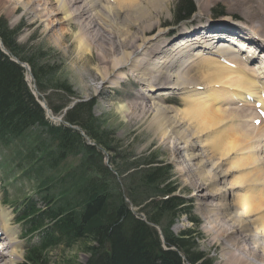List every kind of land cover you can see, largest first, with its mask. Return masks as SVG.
I'll return each instance as SVG.
<instances>
[{
  "label": "rangeland",
  "instance_id": "obj_1",
  "mask_svg": "<svg viewBox=\"0 0 264 264\" xmlns=\"http://www.w3.org/2000/svg\"><path fill=\"white\" fill-rule=\"evenodd\" d=\"M11 1L13 3H10L9 1L6 2L0 0V22H4L7 30L11 32L10 33L11 36L10 35L9 36L14 39V44L16 46H19L20 48L19 56L8 50L4 46L1 39H0V47L3 46L8 50V51L6 50L8 53L4 52L6 55L3 53L5 56L10 55L8 57H10L12 60L21 63V66L25 70V80L27 81V85L29 86V89H31L34 92V89L32 87L34 83L36 91L38 92V94L35 92L36 96L38 95L39 97H43L45 99V103L48 109L51 110V112L58 114L57 116L61 118L60 123L56 122L55 125L51 124L50 126H57L58 124L62 125L64 124L62 122L66 121L68 124H71L73 127H76L74 129L73 128L69 129L70 131L76 130L79 132V134L83 133L84 136L82 135L83 136L82 138L84 142L90 141L92 143H95L94 139L86 134V132L89 130L85 127L86 123L85 124L82 123L83 125H79L75 121L72 124L68 122L66 119V112L68 110H73L74 106H79V104L89 103L91 118L87 126L94 128L96 132L99 133V135L100 134L106 135V139H104L105 140L104 145L106 146L107 150L103 148L105 147L104 145H102L103 147H101L100 145L95 144L96 145L95 148L100 151L102 166L105 167L107 170V172L104 174V179L108 183V189L110 190L109 192L111 196L113 194L114 199H116L118 194H120V197L127 205L128 209L133 213L134 217L138 218L144 224H146L150 233L153 230L158 235V238L163 236L162 233H164V229L166 228H168L169 231L176 237H179L182 232H185L187 234L189 233L187 239L190 242L195 243L196 247L194 248V251L196 250L198 252H201L205 258H208L212 261V264H220L219 262L222 256L221 248L219 245H218L219 247H216V246H209L207 244L209 223L207 220V215H205V210L204 208L200 207V203H199L203 198L200 196L201 192L208 193L207 189H210L213 186V183L210 184L206 182L208 184L204 185L202 190L199 192L200 198L198 202L192 200L190 197L191 191L193 192L195 191L191 189L192 184L193 185L196 184L195 181L199 182L198 180L199 176L198 174L196 175V171L198 170L200 164H198L199 159L197 160L194 158H190L189 157V153H191L190 150L185 149V144L183 143V137H185V134L189 135L190 137L191 135L190 133L194 128L192 126V123L190 124L187 121V119L189 118L186 115L187 112L183 114L182 110L188 107H193L194 105L193 106L191 104L189 105V103L193 102L194 100H190V101L187 100L186 103H184L183 100L180 102V98L183 97V92H181L182 95L175 96V98H179V100L176 103H172L171 101L164 102L159 99L150 100L147 97V100H149L150 103L148 106H146V108L147 107L151 108L153 104L161 105V106L158 105V107L160 108L162 107L166 108L169 106L178 108V112H175L178 120L177 122L174 123L178 124L179 128L182 127L181 129H176V131L179 130V132L183 134V137H179L176 131L172 130L170 127L167 128L166 130L169 132V133L167 132L168 133L167 136L161 137L160 132L159 131L156 132V128L148 127V125H150V121L152 119L157 118V116L162 117L163 115H159V114L157 116L155 114L153 115L154 112L151 110H149L148 113L144 112L143 110H140V108L137 105H135V103L138 104L139 100L141 99H139L137 103V101H135L136 99L133 100L132 98L130 100L129 97L123 96L125 92L127 93L129 91L127 89L128 83L133 80L132 78H134V81L140 80L137 77L135 78L132 69L126 70L125 73H122V76L126 77L125 81H128L126 82L127 85L126 84L118 85L119 81L117 80L119 79L120 74L118 75V78L110 79L108 82H104L100 80V78L95 79L94 73H96L95 72L96 70L94 71V68L96 66L102 67L103 66L102 61L97 59L96 52L94 54L95 59L92 62L89 61L86 62L85 64L84 63L82 64L80 61L76 60L75 56L77 51L74 52L73 44L71 43V40L74 36L70 35V37L65 40L62 37L63 32L61 30L68 29L69 27L67 24L68 21L64 18L63 13L57 12L56 10L54 12L57 14L51 15L52 10L56 8V5L53 7H49L48 3L42 6L40 4L38 6L36 5L37 6L36 8L39 7L38 8L39 10L42 9V11L40 10V14L42 15V18L40 20H36V19L34 20L35 11L31 12V5L30 7L29 4L23 3L22 5V3L21 4L19 3L20 0L18 1L11 0ZM177 1L178 0H168L167 10L164 9L163 12H159L155 15V18L152 20V22L156 23V21H159V24L154 29V31L149 34V38H152L151 35L152 34L156 35L157 33H159V31L160 33L166 32L168 34L165 35L164 38H167L165 42L167 43V40L169 39V31L175 30L176 34L172 36L179 37L178 36L179 34L187 31L186 25H188L191 22L192 24H194L200 20H203L201 21L200 25H203L206 22L210 23V24L206 23V25H204L209 27V29L205 31L208 32L207 34L209 33L212 34V32L214 31V34L211 36H215V28L222 27L221 24H223L224 22L221 23L219 22V19L210 20L209 18L211 19H215L218 17L221 19L232 18L239 21L240 23L241 22L243 23L244 21L243 17L240 14L241 12H238V10L231 8V4L226 3L224 0H214L211 2V4H207L204 1L198 3V1L195 0L194 2L193 0L195 7L194 14L186 20L181 19L177 21L175 18V6ZM17 3H19L20 5ZM13 4L18 5V6L16 5L18 7V10L13 9L14 7ZM102 6L105 9V8H109L110 4L104 3L103 1H99V3L95 5L94 9L91 10V13L93 14L99 12L98 14H101V16L103 17L106 15V19L109 25L119 26L118 25L119 21L116 20L114 15H112L113 12L111 10L108 12V10L105 9L107 13L105 14V11ZM23 7L25 8V10H29L30 13L26 14L25 10H23ZM200 7H203L204 9H201ZM68 13H71V9L68 10ZM111 17H113V20ZM47 19H50V22H48ZM91 20L89 19L88 22H90ZM91 22L89 25H93L94 23H95L94 25H99L98 23L99 20L95 19L92 23ZM231 26L238 28L237 26L234 25ZM78 27L74 28L75 30L71 29L72 35L73 33L75 34ZM221 30L225 31L227 34L230 35L232 34V37L234 35L233 37L234 40L238 39L236 38L237 37L236 34L232 33L227 27H223L221 28ZM254 31L258 36L264 37L263 34L259 33L256 30ZM261 31L264 33L263 30ZM194 36H197V34H194ZM181 39L182 41L179 42H182L183 44L188 43L189 41L187 37ZM192 41H189V44H192L191 45L192 48L189 52L193 53V50L196 48V50H194V53L196 52V55L202 56V54L200 53H204L207 50L202 49L201 47H197V43L196 44L194 43L195 40L193 38ZM165 43L160 44L159 47H163V44ZM228 43L231 45L230 42ZM245 43L249 44V42H245ZM70 44H71L70 47L71 51L70 53H67L66 50ZM223 45H226V42H224ZM180 48L185 50V47H180ZM114 53L119 54L120 52L118 53V51H116ZM137 54H140L142 57H140ZM137 54L136 55L133 54L132 62L135 60H142L143 61L141 62L143 64L142 66H144V68H147L149 70L151 69V66H153L154 64L159 65L160 59L157 51L155 52V54H153L150 57L148 56L145 59H143L144 57L141 53H137ZM166 54L168 53L165 52L163 53L164 58ZM238 55L240 54L238 53ZM203 57L209 59L210 58L215 59V61L220 63L219 58H217L216 55H210L206 53L205 55L203 54ZM23 59L27 60L28 62L23 61ZM183 59H182L183 61L181 62L180 60L179 63L181 64H188V62L190 63V61L193 60L192 54L189 60H186V58ZM104 60L106 61L107 58H105ZM199 61H201L202 63ZM205 61L207 62L209 61V62L206 63ZM203 62H205L206 64L205 63L203 64ZM210 63H211L210 60H207L205 58L202 59L200 57V60L196 62V65L190 67L191 72H193L192 74H196V75L178 74L179 72L178 69L166 70V72L173 73V75H177V76L186 75L185 81H187V83H193L195 85L197 84L196 85L197 87L198 86L207 87L205 84L202 83L209 75V72L213 69H217L216 71H218V67H217L218 65L215 63V65L212 66V64ZM31 64H34L35 67ZM199 64H201L200 67H196ZM83 66L90 74H92L94 79L92 80V78L88 77V82L86 85L82 83V81L80 80L81 79L80 74L82 71H84ZM127 68H129V65L127 66ZM228 68L232 69L233 72L230 69L229 71L228 69H224L223 71L227 70L228 73L231 71L230 72L231 74L234 73L242 77L244 76V74L241 75V73L237 71L235 67L228 66ZM37 69L38 72L44 74L43 79L39 78L40 79L39 80L38 77H36V75L33 73ZM161 69H162V65L159 68V70ZM159 70L153 69V74L159 73ZM205 75L206 77H203ZM122 76L120 79H123ZM219 76L221 77L219 78ZM27 77L29 79H27ZM214 77L215 78L218 77L217 79H220V81L222 80L221 74L214 75ZM40 82L43 83V85H40ZM60 84L62 86H65L66 88H69V91L67 93L63 92V90L58 87V85ZM208 85L212 87L211 84ZM209 86L207 88H209ZM135 91L137 90H134L131 93L135 94L136 93ZM143 91L144 89L142 90V93ZM122 96L124 98L129 99V101L128 102L124 101L125 99L121 98ZM142 101L144 103H147V101L144 100ZM130 102L132 104L134 103L133 105L136 108L137 112L136 110H132V113H125V112L121 113L119 108H122L123 106L126 105V103L128 104ZM224 106L229 107V109L231 108L232 111L236 110L235 111L236 113L239 111L243 112L244 110L247 112L251 111L253 107H254V112L258 113L257 111H255V109L257 108L256 110H258L260 108L259 105L258 107L255 108L256 105H253V103H252V107L250 106L251 108L249 106H245V105L239 106L237 104H227ZM54 108H59L58 112H54L53 111ZM142 109H144V106L142 107ZM256 113H253L252 111L251 115L253 116V119L249 118L248 120L250 121L248 120L244 121L245 123L243 122V124L240 125L238 129L248 137H255L257 141L256 143L260 142L259 146L263 147L264 136L260 137L261 140L263 139L262 140L263 145H261L260 138L258 137L259 133L256 136L254 135L256 132H258L260 128L263 127L262 123L264 122V117H262V114H259L257 116L258 118L257 119L255 118L257 115ZM165 116H163L164 117L163 119L164 120L168 119V121H170V118H167ZM227 116L225 120L229 121L230 123H234L232 116H230V114H228ZM49 117L51 118V114H49ZM256 121H259V123H257ZM209 122L210 121H206L204 123L207 124ZM167 123L168 122H164V126H169ZM259 125L260 127H258ZM64 126H67V124H64ZM252 126L255 131L252 135L249 136L248 135L249 130L250 128H252ZM216 129L217 128L213 129V131ZM227 131L223 135L220 134L219 137L215 135L217 137L218 142L217 140L215 141L216 137H214L215 139L211 138L212 139L211 143L212 141L213 143H215V144L213 143L210 144V148L212 147L211 151L214 152V153L211 152L212 153L211 154L212 156L210 155V157H212L210 158L211 161L207 162L206 158H202V162H205L202 168L205 171L208 172L214 171L213 173H215L219 170V168L220 169L223 168V170L224 169L227 170V171L225 170L226 172V175L224 176L225 178L223 177L221 181L217 183V185L219 186H225L223 188H227L228 183H234V185L235 184L238 185V183L235 180L233 181V176H236V173L238 175V173L243 172L244 170L243 166H245L246 164L247 165L245 166L246 168L245 171L248 169V167L253 168L254 166L255 167L253 169L255 170L259 169L260 171L261 169L260 166H262V162H263L262 159H264L263 150H261L260 156H258L259 157L258 162H254L253 155L252 156L246 155L248 153L244 154V156L235 155V153L240 152L238 150L246 146V144L245 145L243 144V141L245 142L246 140H243L240 136H235L234 132L232 131L229 130ZM234 131L237 132L236 130ZM229 133L231 134L229 135ZM38 135H39V129L36 128L31 129L30 132L25 133V136L15 139L11 144V148L9 149L0 148V211L3 210V214L2 213L0 214L2 218L0 220V225H5L7 229L8 235H6V239L7 240L12 239L15 242V246L10 250V253L15 255L21 253L20 263L23 262V249L24 246L26 245V241L25 239H23V235L20 232L19 225L14 221V217H13L14 214L11 208L14 206L16 202L22 201L27 197L34 196V193L39 188H43V186L46 185L44 184L45 182H47V184L49 182H56L61 175L68 172L69 170L80 172L79 167L81 168V170L83 169L81 167V163L82 161H84L83 158L84 156L81 157L78 154H74L75 156H67L66 159L63 160L55 169H51V170H49V168H47L43 164H39L36 161H28L26 158H24L28 149H30L33 145H35L37 138L36 136ZM86 138L89 139L87 140ZM232 144L237 145L239 149L237 148L236 151L233 147H231ZM199 148L200 147L195 148L194 152L196 154L202 153L203 150L201 151V149ZM220 152L224 154L222 157L219 156ZM204 154L205 153L203 152L202 155ZM227 156L228 158L230 157L229 159L232 160L230 161L228 158H226ZM245 156L246 157L249 156V157L246 158ZM251 158L253 160H251ZM224 159L227 160L228 162L224 161ZM242 159L243 162L245 160L244 163H242L241 161ZM235 163L239 164L238 168L243 167L242 168L243 170L242 169L241 171L238 170L239 172H237L236 170L235 173V171H233L231 168L228 169L231 166V164L233 165ZM259 163H261L260 166ZM155 166H163V169H165V171L168 170V172L166 173V177L163 181V185L167 188H175L174 190L175 193H177V195H179L181 199L184 200V202L186 203V207L184 208L189 209L188 212L189 215L194 216L197 222L196 221L191 222L188 218V215L186 217V215L183 213L181 215L174 217L165 215L160 219H158L157 221L159 222V224L155 225V222H153L150 216L154 214L153 212L155 211V209L152 208L151 204L159 200L158 198H154V196L162 193V191H158L160 185H157L156 183H152V184L148 182L146 183L145 181V174L148 172L151 173L152 170L155 168ZM262 170L264 169L262 168ZM93 174L94 176H96L94 172L92 173V175ZM234 187L236 188L233 189V193L234 194L240 193L239 189L237 188L238 186H234ZM66 188H71V186L69 185L63 188L62 190H66ZM210 196L211 194L208 196L207 199L205 198L202 199L203 201L207 202L210 205V207H216L221 203L220 198L210 197ZM228 196L229 194L227 195V197ZM243 197H247V196L243 195ZM230 198L231 196L228 197V199ZM237 213H240V211L238 210ZM209 215L211 216V214ZM229 222L232 223V221ZM0 231H2V233L4 232L3 230ZM3 236L5 235L0 236V240H2ZM186 236L187 235H184L183 238L185 239ZM248 241L251 247L257 249V244L254 243L256 245L255 246L252 243V241L250 240ZM258 243L263 244L264 238L260 236L258 238ZM92 244L94 245V243ZM4 260L8 261V256H4ZM87 260H88V254L83 252V243H79L71 248L57 247L51 250L48 255L49 264H84L87 262ZM183 264H188V262H184Z\"/></svg>",
  "mask_w": 264,
  "mask_h": 264
},
{
  "label": "bare ground",
  "instance_id": "obj_2",
  "mask_svg": "<svg viewBox=\"0 0 264 264\" xmlns=\"http://www.w3.org/2000/svg\"><path fill=\"white\" fill-rule=\"evenodd\" d=\"M3 1H9L10 3H13L11 0ZM99 1L110 4V7L105 9H107L108 12L110 10L113 12L112 15H114L116 20L119 21V26L109 25L106 19V15L103 17L101 16V14H98L99 12L93 14L91 13V10L94 9L95 5L99 3ZM196 1H198V3L204 1L207 4H211V2L214 0ZM224 1L226 3H230L231 8L238 10V12H241L240 14L243 17V20L246 22L243 21V23H240L239 21L232 18L219 19V22L224 23L221 24L222 27L215 28V36H211L214 34V31L212 32V34H207L208 32L205 31L209 29V27L205 29L204 26L207 22L203 25H198L192 31V34L189 35V41H192V38H195L194 43H197V47H201L202 49L207 50L206 53L210 55H216V57L219 58L220 63H222L220 64L219 62L215 61V59L207 58V60L211 61L210 64H212V66L215 65V63L218 65V71H216L217 69H213L215 71L211 70L205 81H203L202 83L207 87L209 86L208 84H211L212 87L209 86V88L199 86L197 87V84L195 85L193 83H187V81H185V76L193 73L191 72L190 67L196 65V62L200 60L201 57L199 55H196V52L194 53V50H196V48L194 50L192 49L194 54H189V51L192 48V44L181 43L177 44V46L175 45L178 41H182L180 36L187 37L188 39L186 33H182L179 37L169 38L167 40V43H165L167 38H164V36L168 34L166 32L160 33L159 31V33H157L156 35L152 34V38H149V34L152 33L159 24V21L153 23L152 20L155 18V15L157 13L163 12L164 9L167 10L168 0H20L19 3H22V5L23 3L29 4V7L31 5V12L35 11L34 20H40L42 18V15L40 14V10L42 11V9L39 10V7L36 8L39 4L42 6L48 3L49 7H53L56 5V8L54 10L51 9V15L57 14L54 12L56 10L57 12L63 13L64 18L68 21V29L61 30L63 32L62 37L65 40L69 38L70 35L74 36L71 40V43L73 44L74 52L77 51L75 56L76 60L80 61L82 64H85L89 61L92 62L95 59L94 54L96 52L97 59L102 61V67L96 66L94 68V71L96 70V73H94L95 79L100 78V80L108 82L110 79L118 78V75L120 74L119 79L117 80L119 81L118 85H125L128 81H125L126 77L122 76V73H125L126 70L132 69L135 78L137 77L140 80L134 81V78H132L133 80L128 83L127 89L129 91L127 93L125 92L126 94L124 93L123 96L129 97L130 100L132 98L133 100L136 99L135 101H137V103L138 100L141 99L139 100V103H135V105H137L140 110H143L144 112L148 113V111L151 110L154 112L153 115H167L165 117L170 118V121H168V119L164 120L163 116H157V118L152 119L150 121V125H148V127L156 128V132L159 131L161 137L167 136L169 132L166 130L169 127L175 131L176 129L182 128H179L178 124L174 123L178 120L175 114V112H178V108L173 106L160 108L158 107L159 104H153L151 108H146V106H148L150 103L149 100H147V95L149 94L145 93L146 90L148 91L154 88L161 89V91L157 93L156 97H153L154 95L152 96V98H154L152 100H155L157 99V97H159V100L161 101H171L172 103H176L179 100H176L174 97L176 90H181V92H183V97L180 98V102L183 100L184 103H186L187 100H194L193 102L189 103V105H194L193 107H188L183 110L181 109L183 114L187 112L186 115L189 117L187 121L190 124L192 123V126L194 128L190 133V137L186 134L185 137H183V134L180 133L179 130L176 131V133L179 135V137H183L185 149L190 150L191 152L189 153V157L197 160L199 159L198 164L200 165L198 167V170L196 169V175L198 174L199 176V182L195 181L196 184H192L191 189L195 191H191V199L198 202L200 196L207 199L211 194L210 197L220 198L221 201V203L216 207H210L207 202L202 200L203 198L199 202L200 207L204 208L205 210V215H207V220L209 223L207 244L209 246H220L222 252L221 260L219 262L220 264H264V243H258V238L260 236L264 238V170H262V168L264 169V159H262V166H260L261 163H259L261 172L258 168V170L253 169L255 167L253 164L252 165L254 167H248L246 171L245 166L247 164L243 166L244 170L242 169L243 167L238 168V163H235L233 165L231 164L228 169L231 168L233 171H235V173L236 170L237 172H239L242 169L243 172L238 173V175L236 173V176H233V181L235 180L238 185H234V183H228L227 188H223L225 186L217 185V183L221 181V179L226 175V169L223 170V168H219L217 172L213 173L214 171L208 172L202 168V166L205 164V162H202V158H206L207 162L211 161L210 158L212 157H210V155L214 153L211 151L212 147L210 148V144L213 143V141L211 143V138L215 139L214 137H219L220 134L223 135L227 130L234 132L235 136H240L243 140H246V143L242 140L243 144H246V146L238 150L240 152L235 153V155L244 156V154L248 153L246 155H253L254 162H258V156H260L261 150L264 151V145L262 143L263 139L261 140L260 138L264 136V122L262 123L263 127L260 128L254 135L256 136L259 133L258 137L260 138L261 145H263V147L259 146L260 142L256 143L257 141L255 137H248L238 129V127L242 125L244 121H247L249 118L253 119V116L251 115L252 111L253 113H256L254 112V107L251 111L247 112L244 110L243 112L239 111L236 113V110L232 111L231 108L229 109V107L224 106L227 104H237L239 106L245 105L252 107V103L253 105H256V103L258 102V105L260 106L258 110L264 112V62L261 58H259L258 62L253 63L251 67H247L250 65L249 62L254 59V51H257V54L259 55L260 52L258 51V46H261L260 44H264V37L258 36L254 31L256 30L264 35V33L261 31H264V0ZM17 4H13V9L18 10ZM200 8L204 9L203 7ZM69 9H71V13H68ZM23 10H25L24 7ZM25 12L26 14L30 13L29 10H25ZM105 14H107L106 11ZM111 18L113 20V17ZM89 19H92V22L95 19L99 20V25H94L95 23L93 25H89L91 22H88ZM47 20L48 22H50V19ZM231 25L237 26L238 28H235ZM76 27H78V29L76 30L75 34L73 33L72 35L71 29H74ZM223 27H227L232 33L236 34V38L240 37L238 46L234 45L232 42L234 35L232 37V34H227L225 31L221 30V28ZM174 31L175 30L169 31V34L174 33ZM219 31L220 33H223L221 36H217V33H219ZM194 34H197V36L194 37ZM201 39L205 40L200 44ZM226 39L229 40L228 42H230L231 45L233 44L234 46L228 47L226 45H223V43L226 42ZM245 42H249V44ZM162 43H165L163 44V47H159V45ZM253 44H255L256 47H254ZM171 45L173 46L170 47ZM70 47L71 44L66 50L67 53H70ZM180 47H185V50L181 49ZM244 48H246L247 51H245L243 57H240V55H238V51H241ZM260 48L263 49L264 46H261ZM157 49L160 50V55H163V53L165 52L164 49H168V54L165 55V58L164 56L160 58V66L158 64H154L149 70L142 66V60H135L132 62L133 54L136 55L137 53H141L144 57L143 59H145L146 57H150L155 54ZM162 50L164 52H161ZM116 51L120 53H114ZM191 54L193 60L190 61V63L188 61V64L179 63L180 60L181 62L184 60L183 58L189 60ZM137 55L142 57L140 54ZM261 55H263V52H261ZM105 58H107L106 61L104 60ZM205 62L208 63L209 61ZM205 62H203V64ZM128 65L129 68H127ZM161 65L162 69L159 70ZM200 65L201 64L196 67H200ZM228 66L235 67V69H237V71H239L241 75L244 74V76L242 77L234 73L231 74V71L228 73L227 70L223 71L224 69H228L229 71L230 68H228ZM153 69H158L159 73L153 74ZM172 69H178V74L186 75L177 76L173 75V73L166 72V70ZM83 70L84 71H82L80 74V80L86 85L88 82V77L92 78V80L94 79L92 74H90L84 66ZM217 74L222 75L221 81L220 79H217L218 77H214V75ZM121 76L123 79H120ZM203 77H206V75ZM220 77L221 76H219V78ZM27 79L29 78L27 77ZM143 89L144 91L142 93ZM134 90L137 91H135V94H132L131 92ZM123 96L121 98L125 99L124 101L128 102L129 99L124 98ZM142 100L147 101V103H144ZM133 104L130 102L128 104L126 103V105L123 107L121 106L122 108H119L120 112L132 113V110H136ZM258 105H256L255 108L258 107ZM143 106L145 110L142 109ZM256 109L255 111H257ZM228 114L232 116L234 123H230L229 121L225 120ZM256 114L259 115L258 113ZM257 115L256 117L254 115V117L257 118ZM198 116H201L200 119ZM57 119V117H53V120L51 121L56 122ZM206 121L210 122L205 124L204 122ZM164 122H168L167 124L169 126H164ZM258 127H260V125ZM215 128L217 129L213 131V129ZM252 128H250L249 130V136L252 135L255 131L254 128ZM233 129L237 132H235ZM230 134L231 133H229V135ZM216 140L217 137L215 141ZM196 147H200L199 149H201V151L203 150L201 154H196L194 152ZM231 147H233L237 151V145L232 144ZM203 152L205 153L204 155H202ZM223 155L224 154L220 152L219 156L222 157ZM226 158H228V156ZM229 160L231 161L232 159ZM251 160L253 159L251 158ZM224 161L228 162L225 159ZM241 161L242 163L245 162V160L243 162V159ZM206 182L210 184L213 183V186L210 189H207L208 193L201 192L200 195L199 192L202 190L204 185L208 184ZM234 186H238L237 188L239 189L240 193H233V189L236 188ZM228 194L229 196H231V200L228 199ZM243 195L247 197H243ZM238 210L240 211V213H237ZM1 213L3 214V210L0 211V214ZM209 214H211V216ZM1 219L2 218L0 216V220ZM229 221H232V223H230ZM0 230L4 231L3 233L2 231H0L1 235H7L8 232L5 225H0ZM248 240L252 241L253 244H257V249L251 247ZM14 246L15 242L12 239L8 241L5 240L3 244L1 243L0 264H17L21 260V253L16 255L10 253V250ZM4 256H8V261L4 260Z\"/></svg>",
  "mask_w": 264,
  "mask_h": 264
},
{
  "label": "trees",
  "instance_id": "obj_3",
  "mask_svg": "<svg viewBox=\"0 0 264 264\" xmlns=\"http://www.w3.org/2000/svg\"><path fill=\"white\" fill-rule=\"evenodd\" d=\"M193 11L192 0L177 2V18L187 17ZM10 33L4 22H0L1 41L19 56L20 48L14 44ZM33 73L38 79H43L44 74L38 69ZM58 87L63 92L69 91L61 84ZM58 110L53 109L54 112ZM90 118L89 103L79 104L66 112L68 122L86 123L85 127L89 129L86 134L94 139L96 145L103 147L106 135H99L94 128L87 126ZM33 128L39 129L33 153L38 154L40 163L49 165L50 169L55 168L60 161L74 154L84 156V161L81 163L83 169L79 167L80 172L69 170L55 183L38 190L37 200L29 198L22 205L17 220L29 241L25 247V261L21 264H49L50 250L71 248L79 243H83V252L88 254L84 264H212L201 252L194 251L196 245L187 239L189 233L182 232L176 237L168 228L164 229L166 248H163L158 235L153 230L151 234L147 225L134 217L120 194L116 199L113 194L111 196L104 179L107 170L102 166L96 145H86L77 132L50 126L25 84L24 70L0 52V144L8 145L11 138ZM46 142L53 149L43 152ZM103 148L107 150L106 146ZM93 172L96 176L92 175ZM167 172L163 166H155L151 173L145 174V181L159 185ZM69 185L71 188H66L67 191L62 190ZM165 188L168 193L175 190ZM183 205L180 197L159 198L151 204L155 211L150 216L158 225L157 220L165 215L188 214L189 209ZM190 219L196 221L191 216ZM184 235H187L185 239Z\"/></svg>",
  "mask_w": 264,
  "mask_h": 264
},
{
  "label": "snow or ice",
  "instance_id": "obj_4",
  "mask_svg": "<svg viewBox=\"0 0 264 264\" xmlns=\"http://www.w3.org/2000/svg\"><path fill=\"white\" fill-rule=\"evenodd\" d=\"M262 115H264V113H262ZM257 123H259V121H257Z\"/></svg>",
  "mask_w": 264,
  "mask_h": 264
}]
</instances>
